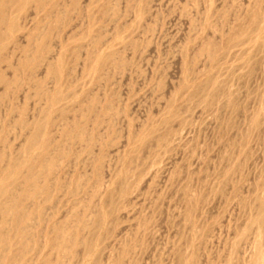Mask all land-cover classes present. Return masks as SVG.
Segmentation results:
<instances>
[{
	"label": "rangeland",
	"instance_id": "obj_1",
	"mask_svg": "<svg viewBox=\"0 0 264 264\" xmlns=\"http://www.w3.org/2000/svg\"><path fill=\"white\" fill-rule=\"evenodd\" d=\"M6 12L0 182L19 193L28 165L57 142L67 154L45 173L52 199L38 198L26 252L11 242L15 264H264V0H15ZM80 217L82 242L57 248L53 226L72 232Z\"/></svg>",
	"mask_w": 264,
	"mask_h": 264
},
{
	"label": "bare ground",
	"instance_id": "obj_2",
	"mask_svg": "<svg viewBox=\"0 0 264 264\" xmlns=\"http://www.w3.org/2000/svg\"><path fill=\"white\" fill-rule=\"evenodd\" d=\"M15 0H0V39H3V38H6L7 36V33H8V30L10 28H12L14 26V23L11 21V20H8L7 18V12H6V6L8 3L10 2H14ZM39 3H42L43 0H38ZM27 3V2H25ZM7 13V14H6ZM251 19L254 21V22H257L259 21L260 19V13L258 11H255L252 13L251 15ZM263 19V18H262ZM264 20V19H263ZM17 23V22H16ZM15 23V24H16ZM253 23V22H252ZM260 23V22H259ZM263 24V23H262ZM5 27H7L8 29H4ZM255 30V28H254ZM259 30V29H258ZM263 30H264V26H263ZM264 35V34H263ZM205 50L208 52V55H211L210 57H214L217 55V50H218V47H217V44L214 43V42H210ZM92 53V52H91ZM93 55H96V54H93ZM98 55V54H97ZM111 55V54H110ZM92 56V55H91ZM90 56V58H92ZM99 56V55H98ZM104 57V56H103ZM109 57V55H108ZM106 60H109V59ZM94 58V56H93ZM112 58V57H111ZM215 58V57H214ZM26 59V58H25ZM100 59V58H99ZM113 59V58H112ZM97 60V59H96ZM102 61V60H101ZM111 61V60H110ZM28 62V60H25L23 61V64L22 65H26ZM98 62V61H96ZM98 64V63H97ZM51 65V64H50ZM49 65V66H50ZM62 65V64H61ZM103 65V64H102ZM54 66V65H53ZM98 66V65H97ZM52 67V65H51ZM49 67L48 69L51 70ZM55 67V66H54ZM58 67L59 65L56 67L57 70H58ZM62 67V66H60ZM19 69V68H18ZM60 71V70H58ZM60 74V73H59ZM55 76V75H54ZM3 80H6V79H3ZM9 81V80H8ZM9 84H11L12 86V82H8ZM6 83H3L2 85L5 86ZM9 84H7L6 86H8ZM208 84V83H207ZM3 86V88H4ZM10 86V85H9ZM8 86V88H9ZM7 88V87H5ZM8 90V89H7ZM58 90V89H57ZM55 92V91H54ZM58 93V92H57ZM62 94V92L59 93V96L60 97ZM51 96V94H50ZM53 97V96H52ZM51 98V97H50ZM55 98V97H54ZM97 99V98H96ZM51 100V99H50ZM95 100V99H94ZM93 100V101H94ZM92 101V99H91ZM100 101V100H99ZM52 102V101H51ZM95 104V103H94ZM107 106L105 108L104 111H109L110 110V106L108 103H106ZM105 104V105H106ZM88 108V106H87ZM90 108V107H89ZM93 109V107H92ZM90 110V109H88ZM46 113V112H45ZM49 115V114H48ZM47 116V115H46ZM48 118V117H47ZM23 121V120H22ZM75 121V120H74ZM42 122V121H41ZM40 122V123H41ZM48 122V121H46ZM32 123V122H31ZM40 123H36V124H39L40 126ZM70 123V122H69ZM25 124V123H23ZM22 124V126H23ZM46 124V123H45ZM247 124V123H246ZM48 125H49V122H48ZM80 125L81 127L84 126L81 124V121H80ZM38 126V125H37ZM46 126V125H45ZM71 126V125H70ZM74 126H78L76 127L77 130L76 131H80L81 130V127H79V124H76L74 123V125H72V127ZM49 127V126H48ZM33 128V127H32ZM46 128V127H45ZM38 129V128H37ZM70 129V128H69ZM74 129V128H72ZM45 131V130H44ZM69 131V130H68ZM72 131V130H71ZM71 131H69V134L68 135H71L72 136V133ZM83 131V129H82ZM85 131V130H84ZM46 132H47V136L50 135L48 134L49 132L47 131V128H46ZM46 132H45V135H46ZM74 132V131H73ZM32 133V131H31ZM42 133V131H41ZM44 133V132H43ZM71 133V134H70ZM80 133V132H79ZM82 133V132H81ZM84 133V132H83ZM88 133V132H86ZM85 134V133H84ZM67 135V134H66ZM78 135V134H77ZM96 135V134H94ZM70 136V137H71ZM74 137L76 136L75 133L73 135ZM72 136V137H73ZM30 137V136H29ZM28 137V138H29ZM34 137H37V132L35 131L33 134H32V138ZM39 137V136H38ZM51 137V136H49ZM69 137V136H68ZM73 137V138H74ZM79 136L75 137V138H78ZM83 137V135H82ZM45 138V137H44ZM40 139V138H39ZM42 139V138H41ZM79 139V138H78ZM87 139V138H86ZM91 139V138H90ZM46 140V139H45ZM30 142V141H29ZM50 141L46 142L45 145V150H46V147L48 149V146H50L51 144H49ZM59 142H57V145L58 147H60L59 145L63 146L62 143L59 144ZM32 145V144H31ZM54 145V146H55ZM56 148V152L61 155L63 154V150L64 149H61V148ZM65 148V147H64ZM58 149V151H57ZM69 149V148H68ZM30 150V149H29ZM52 150V149H51ZM65 153L64 155L66 154V150H64ZM88 151V150H87ZM33 152V151H32ZM51 152V151H49ZM41 153V151H40ZM39 153V154H40ZM52 153V152H51ZM56 153V154H57ZM34 154V152H33ZM37 154V153H36ZM53 154V153H52ZM48 155V154H47ZM59 155H55L54 156H43L41 158L38 159V163H37V167L33 166L32 163L30 165H28V169L26 170V173L24 174V177L22 179L20 186H19V190L18 192L19 193H16L14 192L15 189H17V186L15 185H11V184H8L6 182H3L1 181L0 182V216H1V219H0V264H15L16 262H18L20 259H18L19 257L22 256H19V253H14V251H10L9 250V247L11 245V242L12 241H15L17 243L20 244L21 246V253L24 252L27 248V244H28V239H29V230H32V228L30 229L31 227V220L33 219V217L35 215H37V217H40V215L42 214V209H43V203L41 204V200L40 202L38 201L39 197L42 196L43 198H46L47 200L50 198L49 196V190H48V184L46 183V178L47 176L45 175V173H49L52 171V173L55 171V166H56V162H57V159H58V156ZM67 156V154H66ZM49 157V158H47ZM60 157V156H59ZM65 157V156H63ZM62 157V158H63ZM1 158V157H0ZM28 158V157H27ZM34 158V157H33ZM37 158V157H36ZM16 159V158H15ZM61 159V157H60ZM59 159V160H60ZM58 160V161H59ZM11 161V160H10ZM19 163L20 161L17 160ZM31 161V160H30ZM10 163V162H9ZM30 163V162H29ZM58 163V162H57ZM24 164V163H23ZM26 164V163H25ZM13 165V164H12ZM99 165V164H98ZM15 166V165H14ZM25 166V165H23ZM100 166V165H99ZM21 167V166H20ZM26 167V166H25ZM1 168V167H0ZM3 168V167H2ZM19 167H17L18 169ZM97 168V167H96ZM100 168V167H99ZM17 169H14V173L17 174L18 173V170ZM53 169V170H52ZM25 170V169H23ZM6 173V172H5ZM55 175V174H54ZM13 176V175H12ZM46 176V177H45ZM3 177V176H2ZM80 178V177H79ZM12 179V177H11ZM49 181V179H48ZM74 182V181H73ZM79 182V181H78ZM53 183V182H52ZM77 183V182H76ZM264 183V182H263ZM50 184V183H49ZM264 185V184H263ZM52 186V185H51ZM51 188V187H49ZM52 189V188H51ZM73 190V189H72ZM49 192V193H48ZM73 192V191H72ZM52 199V198H50ZM26 200H32L33 202V207L32 208H29L28 205H26L25 201ZM45 201V200H44ZM49 201V200H48ZM56 201V200H55ZM54 201V202H55ZM30 203V201H29ZM262 203V202H261ZM56 204V203H55ZM31 206V203L29 204ZM54 206V205H53ZM48 207V206H47ZM45 214V212L43 213ZM42 214V215H43ZM73 214V213H72ZM71 214V215H72ZM41 215V216H42ZM36 217V218H37ZM71 217V216H70ZM43 218V217H42ZM82 217H80V219H77V226L74 225V227H76L73 231V229H71L72 232L68 231V228H67V224L66 223H62V224H56L53 226V241L54 243L57 245L56 247L58 248H61L63 250H66L70 245H73L74 243L77 242L78 240V226H81V225H85L86 222L85 220H81ZM35 219V217H34ZM33 219V221H34ZM76 219V218H75ZM100 219V218H98ZM45 220V219H44ZM257 222L261 225V226H264V210L261 211L260 215L258 216V218H256ZM46 221V220H45ZM36 224H38L39 222H35ZM70 223V222H69ZM34 224V222H33ZM32 224V225H33ZM7 226H11L10 229L14 230V233H10L9 231L8 232H4L3 229H5ZM69 226V225H68ZM87 225H85L86 227ZM33 227V226H32ZM71 228V227H70ZM84 228V227H83ZM7 231V230H6ZM12 232V231H11ZM32 233V232H31ZM82 236V235H81ZM34 237V236H33ZM31 237L30 239V242L31 240L34 241L35 239ZM34 240H33V239ZM81 238V237H80ZM41 240H42V237H41ZM51 241V239H50ZM79 241V240H78ZM79 242H82V241H79ZM89 242V241H88ZM36 243V242H35ZM33 244L32 243V246H29V247H33ZM90 244V242H89ZM30 245V244H29ZM35 245V244H34ZM40 245V244H39ZM14 246V245H13ZM87 246V245H86ZM72 247V246H70ZM69 247V248H70ZM17 250L19 248H16ZM29 249V248H28ZM33 250V249H32ZM30 251V250H28ZM26 252V251H25ZM66 252V251H65ZM28 253V252H27ZM30 253V252H29ZM24 255V254H23ZM19 256V257H18ZM63 256V255H62ZM18 257V258H17ZM65 258V257H64ZM21 261V260H20ZM45 261H48L45 260ZM27 262V261H26ZM20 263V262H18ZM32 264V263H31ZM253 264H256V262H253Z\"/></svg>",
	"mask_w": 264,
	"mask_h": 264
}]
</instances>
